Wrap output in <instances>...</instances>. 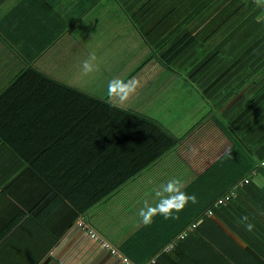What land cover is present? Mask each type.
<instances>
[{
	"label": "trees",
	"instance_id": "1",
	"mask_svg": "<svg viewBox=\"0 0 264 264\" xmlns=\"http://www.w3.org/2000/svg\"><path fill=\"white\" fill-rule=\"evenodd\" d=\"M140 1L123 6L124 12L164 66L184 73L211 103V132L221 133L228 144L185 185L184 191L195 194L198 203L190 202L172 220L160 250L178 241L172 256L180 264H264V7L253 0H143L142 7ZM15 43L8 44L27 64L38 57ZM36 79L50 78L29 65L0 94V138L24 160L26 168L16 176L30 172L39 183L36 191L52 192L76 214H85L208 123L206 116L178 137L150 116L111 107L118 113L111 110L102 117L103 124H89L95 130L89 135L69 130L34 137L26 125L14 135L2 132L11 113L23 111V116L33 105L36 99L30 95L43 87L32 89L39 84ZM52 81L60 94L80 98L84 105L96 100ZM38 123L42 127V119ZM231 191L226 204L217 203ZM159 220L170 221L157 216ZM192 224L196 227L181 242L179 236ZM127 247L121 251L136 264H155Z\"/></svg>",
	"mask_w": 264,
	"mask_h": 264
},
{
	"label": "crops",
	"instance_id": "2",
	"mask_svg": "<svg viewBox=\"0 0 264 264\" xmlns=\"http://www.w3.org/2000/svg\"><path fill=\"white\" fill-rule=\"evenodd\" d=\"M136 2L0 0V94L29 65L50 78L36 79L39 84H32V89L43 86V95H38L40 88L36 90L38 94H31L36 99L33 105L27 106L23 116V111L11 113L2 124V132L14 135L20 125H26L34 137L58 131L66 134L69 130H85L88 135L93 130V134L94 126L89 124H103L106 112H117L106 95L107 84L113 78L127 81L135 77L141 82L130 101L117 106L121 111L129 109L150 116L178 137L185 136L208 116L207 125L200 124L186 140L82 215L52 192L44 195L42 189L36 191L39 183L30 172L16 176L26 168L24 160L0 138V264H89L91 260L86 259L93 258L92 251L86 255L83 250L84 234L76 230L80 222L120 252L129 246L126 250L139 259L180 264L172 256L178 241L160 250V239L166 236L168 225H173L172 220L156 221V216L151 225L145 226L138 211L145 200L156 202L155 191L168 180L180 178L185 185L191 182L228 144L220 133L217 136L211 132V103L184 73L164 66L124 12L123 6H135ZM142 4L143 0L140 7ZM9 40H15L14 45L22 47L26 54L38 57L27 64L9 46ZM93 53L98 58V69L85 75L82 62ZM52 79L85 91L96 100L84 105L80 98L60 94V87L58 92ZM38 118L42 119V127ZM88 247L91 250L92 245Z\"/></svg>",
	"mask_w": 264,
	"mask_h": 264
},
{
	"label": "clouds",
	"instance_id": "3",
	"mask_svg": "<svg viewBox=\"0 0 264 264\" xmlns=\"http://www.w3.org/2000/svg\"><path fill=\"white\" fill-rule=\"evenodd\" d=\"M254 4L259 7H264V0H253ZM96 55L90 54L87 59L82 62L81 68L85 75L95 72L98 69ZM141 86L139 79L133 77L127 81L121 78H113L107 84L106 95L113 107L123 106L136 94ZM185 184L180 178H172L166 183L160 185L155 191L154 197L156 202L149 203L147 200L143 202V206L139 209L138 215L141 222L145 225H151L154 222V217L162 216L165 220H178L179 213L191 202L198 203L195 194L189 195L184 191ZM248 220L247 216L242 218ZM249 230L253 225H248Z\"/></svg>",
	"mask_w": 264,
	"mask_h": 264
},
{
	"label": "water",
	"instance_id": "4",
	"mask_svg": "<svg viewBox=\"0 0 264 264\" xmlns=\"http://www.w3.org/2000/svg\"><path fill=\"white\" fill-rule=\"evenodd\" d=\"M79 229L82 232L81 234H84L83 241L85 243V246H84L83 250L87 251V252H85L86 255L88 252L92 251L91 253H92L93 258H91V259L87 258L86 259L87 261L91 260L89 262V264H124L121 261V258L119 256L112 254L107 248L103 247L100 240L92 237L91 234L88 233L89 230L85 229L82 226V224H80V223H78V226L76 227V230H79ZM91 242H93V243H91ZM87 244L92 245L91 250H89V247ZM92 260H94V262H92Z\"/></svg>",
	"mask_w": 264,
	"mask_h": 264
},
{
	"label": "built area",
	"instance_id": "5",
	"mask_svg": "<svg viewBox=\"0 0 264 264\" xmlns=\"http://www.w3.org/2000/svg\"><path fill=\"white\" fill-rule=\"evenodd\" d=\"M263 164H264V162H263ZM233 194H234L233 191L227 193L225 196L219 198L217 203L218 204H226V202L230 199V197ZM209 214H212V211H210ZM80 224H82V226L85 229L89 230V233L91 234L92 237H94L95 239L100 240V242H101L103 247L107 248L112 254H114L116 256H119L124 264H136L127 255H125L122 252H120L116 247H114L107 240H105L103 237H101L97 232H95V230H93L89 226L84 225L82 222H80ZM195 227H196V224H192L188 229L184 230L181 233V235L179 236V239L188 236V231L193 229V228H195ZM151 263H153V261Z\"/></svg>",
	"mask_w": 264,
	"mask_h": 264
},
{
	"label": "rangeland",
	"instance_id": "6",
	"mask_svg": "<svg viewBox=\"0 0 264 264\" xmlns=\"http://www.w3.org/2000/svg\"><path fill=\"white\" fill-rule=\"evenodd\" d=\"M221 134V133H220ZM211 136V135H210ZM199 138V137H198ZM201 138V137H200ZM209 143H212V140H211V142H209Z\"/></svg>",
	"mask_w": 264,
	"mask_h": 264
}]
</instances>
